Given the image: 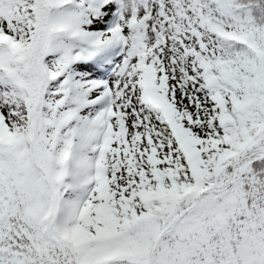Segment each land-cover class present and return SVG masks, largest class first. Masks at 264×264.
<instances>
[{
  "label": "snow or ice",
  "instance_id": "obj_1",
  "mask_svg": "<svg viewBox=\"0 0 264 264\" xmlns=\"http://www.w3.org/2000/svg\"><path fill=\"white\" fill-rule=\"evenodd\" d=\"M0 264H264V0H0Z\"/></svg>",
  "mask_w": 264,
  "mask_h": 264
}]
</instances>
